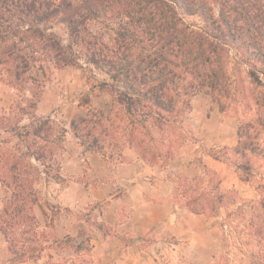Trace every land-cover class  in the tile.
<instances>
[{"label": "trees", "instance_id": "16d2710c", "mask_svg": "<svg viewBox=\"0 0 264 264\" xmlns=\"http://www.w3.org/2000/svg\"><path fill=\"white\" fill-rule=\"evenodd\" d=\"M183 17L199 23L188 25ZM54 22L66 28L65 42L52 31ZM93 23L111 26L112 36L94 31ZM44 62L58 69L83 64L106 76L97 89L112 95L110 109H88L69 124L84 153L121 160L128 148L149 167L166 170L190 141L184 120L192 98L203 94L239 116L237 143L222 152L235 161L241 182L253 178L251 158L264 135V0H0V66L9 85L19 92L40 88L29 71ZM37 94L0 116V234L8 264L40 259L45 245L34 187L41 175L61 179L51 163L67 131L35 116ZM201 172L202 181L171 180V202L207 218L226 209L225 241L253 245L245 264H263L264 185L256 187L254 201L230 190L227 202L240 204L230 212L219 180L212 183L215 174L203 165ZM245 209L249 219L237 232L232 218ZM225 262L219 257L213 264Z\"/></svg>", "mask_w": 264, "mask_h": 264}, {"label": "rangeland", "instance_id": "374dc122", "mask_svg": "<svg viewBox=\"0 0 264 264\" xmlns=\"http://www.w3.org/2000/svg\"><path fill=\"white\" fill-rule=\"evenodd\" d=\"M183 21L191 26L199 23L196 17H183ZM52 27L65 42L66 28L56 22ZM92 29L106 39L112 36L111 26L93 23ZM29 74L40 88L19 92L9 85V77L0 66V116H7L15 106H24L21 98L31 99L36 92L35 116L50 117L67 132L63 150L51 163L59 167L61 179L41 175L34 187L40 206L34 207V214L45 249L38 261L21 264H213L219 257L225 264H245V252H251L253 245L247 249L233 237L225 241L220 224L226 209L220 210L218 218L191 213L182 201L171 202V180L180 176L205 180L203 165L215 174L213 184L219 180L218 190L225 195V202L230 190L246 201L257 200L256 187L264 185V135L251 158L253 178L243 183L235 161L222 152L237 143L239 116L233 109L220 111L207 96L198 94L184 120L190 141L166 170L149 167L128 148L123 149L121 160L84 153L69 124L88 109H110L112 95L97 89L106 76L83 64L58 69L47 62L34 64ZM27 123L24 118L21 124ZM125 163H133L137 170L133 176L118 169ZM233 204L229 201L224 207L235 211L240 204ZM245 212L232 218L237 232L249 219L248 209ZM8 260L7 244L0 234V264H8Z\"/></svg>", "mask_w": 264, "mask_h": 264}, {"label": "crops", "instance_id": "0c3cea01", "mask_svg": "<svg viewBox=\"0 0 264 264\" xmlns=\"http://www.w3.org/2000/svg\"><path fill=\"white\" fill-rule=\"evenodd\" d=\"M118 169L119 170H125V172L132 174V176H133V173L137 172L136 168L133 166V163H131V164H128V163L127 164L126 163L120 164ZM128 177H130V176H128ZM160 207H162L163 209L165 208L164 205H162Z\"/></svg>", "mask_w": 264, "mask_h": 264}]
</instances>
